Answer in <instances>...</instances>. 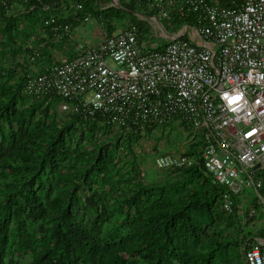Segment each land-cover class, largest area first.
Listing matches in <instances>:
<instances>
[{
  "label": "trees",
  "instance_id": "16d2710c",
  "mask_svg": "<svg viewBox=\"0 0 264 264\" xmlns=\"http://www.w3.org/2000/svg\"><path fill=\"white\" fill-rule=\"evenodd\" d=\"M111 3L0 0V264H248L264 228L251 230L255 215L245 216L240 196L206 171L201 139L184 150L196 164L167 169L175 180L150 182L136 147L155 126L122 131L101 114L63 116L61 97L28 90L31 78L62 61L57 51L91 43L81 24L98 23V40L125 20L141 45L154 42L136 13L159 9L148 0ZM163 23L175 33L197 15L174 7Z\"/></svg>",
  "mask_w": 264,
  "mask_h": 264
},
{
  "label": "built area",
  "instance_id": "2783aa9c",
  "mask_svg": "<svg viewBox=\"0 0 264 264\" xmlns=\"http://www.w3.org/2000/svg\"><path fill=\"white\" fill-rule=\"evenodd\" d=\"M148 3L160 11L147 17L161 30L160 42L141 45L132 24L89 45L80 42L75 56L31 78L28 90L61 97L67 112L104 115L122 131L179 123L193 133L188 144L201 139L200 160L214 182L239 196L254 186L264 202V178L253 170L257 163L264 170V0ZM174 7L197 15V23L185 24L177 37L158 22ZM197 162L184 151L155 158L160 169ZM224 205L232 209L229 193ZM246 259L264 264V240L251 244Z\"/></svg>",
  "mask_w": 264,
  "mask_h": 264
},
{
  "label": "rangeland",
  "instance_id": "374dc122",
  "mask_svg": "<svg viewBox=\"0 0 264 264\" xmlns=\"http://www.w3.org/2000/svg\"><path fill=\"white\" fill-rule=\"evenodd\" d=\"M118 2V0H116ZM141 14H143L142 12H140ZM140 18H142L140 15H138ZM160 16V11L158 10V17ZM146 20L148 27H150V29L153 31L152 34H156L158 36L154 37V42L152 44H155L156 42H160L162 40V32L159 29L158 26L154 27V25H152L149 21V19L147 18H143ZM120 27L118 28V32L121 30V28H123L127 22L124 21H120L119 22ZM81 27H83L86 31V37L89 38L91 40V42H95L96 39V34H97V30L99 28V24L98 23H94V22H90V23H84L81 24ZM184 27V26H183ZM182 27V28H183ZM180 30V29H179ZM178 32V31H177ZM42 33V31L40 32ZM59 40V39H58ZM169 40V38L167 39ZM80 41L84 42L85 41L83 39H80ZM78 41L73 40L72 43H76L77 44ZM59 44V42L56 40L55 44ZM148 43V41H147ZM59 46H62V44H60ZM61 49V47H59ZM58 50V48H57ZM57 58L60 60L65 59L66 56L64 54H60L63 53L62 51H57ZM65 54H69V53H65ZM109 63L111 66L115 67L116 63L112 60L109 59ZM58 109L60 111V113L65 116L68 112L63 110L61 105L59 104ZM161 135H164L162 137V139H158V137H160ZM193 135L192 131L187 130V129H183L179 123H174L171 124L167 127H162V128H157V130H155L153 132V136L151 137H147L146 139H144L143 141H141L138 145H137V151L139 152L140 156L143 158H145L144 162V170H145V176L147 178L148 181L150 182H158V181H165V180H175L176 176L175 175H171L169 174L167 169H160L159 167H157L156 163H155V158L156 155L159 154H178L180 152H183L184 150H186V148H188V143L191 139V136ZM154 148L158 149L159 154H156L153 152ZM141 158V159H142ZM243 198H244V203H243V207H244V215L246 216V213L249 212L250 208L248 209V211L246 210L247 207L249 206H253V205H257L256 206V225H251L249 226V228L251 230H257L260 228V231L263 230V228L261 229V227H264V206L263 203L261 202H257L256 198H257V194L256 192L251 188V187H246L243 194H242ZM257 202V203H255ZM241 217H243L241 215ZM242 223L245 224V220L242 219Z\"/></svg>",
  "mask_w": 264,
  "mask_h": 264
},
{
  "label": "crops",
  "instance_id": "0c3cea01",
  "mask_svg": "<svg viewBox=\"0 0 264 264\" xmlns=\"http://www.w3.org/2000/svg\"><path fill=\"white\" fill-rule=\"evenodd\" d=\"M99 40V39H98ZM98 40H96L95 42H97ZM80 42H82V41H79V42H77V44L74 46V47H72V48H70L69 50H67L66 51V53H69L68 55L67 54H64L65 56H66V58L65 59H68V58H71V57H73V56H75V54L77 53V48H78V46H79V43ZM93 43V42H92ZM63 53H65V51L63 52ZM253 170L256 172V176H258V172H259V170H260V168H258V169H254L253 168ZM262 170V169H261ZM255 192H256V194H257V189L254 187V186H252L251 187ZM243 194V193H242ZM242 194L240 195V198H241V204H242V206H243V203H244V198H243V196H242ZM256 201L258 202H261V203H263L264 204V202H262V201H260L259 199H258V197L256 198ZM256 202V203H257ZM250 208V210H249V213H250V215L251 216H253V215H255L256 214V206L255 205H253V206H249V207H247V211H248V209ZM252 210H255V212L253 213V214H251V211ZM243 212H244V207H243ZM262 228H264V227H261V229ZM260 229V228H259ZM259 229H257V230H259ZM258 240H264V237H258L257 238Z\"/></svg>",
  "mask_w": 264,
  "mask_h": 264
},
{
  "label": "water",
  "instance_id": "95a60500",
  "mask_svg": "<svg viewBox=\"0 0 264 264\" xmlns=\"http://www.w3.org/2000/svg\"><path fill=\"white\" fill-rule=\"evenodd\" d=\"M110 5H114V6H117V7H121L119 4H118V2L116 1V0H112V3L110 4ZM137 15H140V16H143V17H152V16H150V15H145V14H141V13H136ZM158 22H159V25H160V27L162 28V30H164L168 35H170V36H181V33H179V32H176V33H173V32H170L166 27H165V25H164V23H162L160 20H158ZM261 167V164L260 163H257V164H255L254 166H253V168L254 169H258V168H260Z\"/></svg>",
  "mask_w": 264,
  "mask_h": 264
}]
</instances>
